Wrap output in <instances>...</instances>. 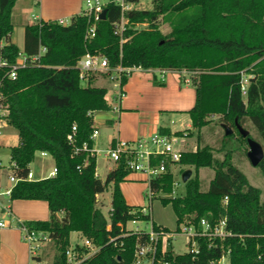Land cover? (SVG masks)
I'll return each mask as SVG.
<instances>
[{
	"label": "trees",
	"instance_id": "obj_1",
	"mask_svg": "<svg viewBox=\"0 0 264 264\" xmlns=\"http://www.w3.org/2000/svg\"><path fill=\"white\" fill-rule=\"evenodd\" d=\"M16 2L0 0V59L8 65L15 64L21 52L10 39ZM138 2L126 0L129 4ZM103 10L102 20L82 13L72 17L67 26L54 21L26 25L22 53L30 59L39 55L41 48L45 52L38 61L19 69L15 80L8 78L9 68H0V91L9 110L7 125L18 135V144L9 151L15 174L26 176L29 164L40 152L51 156L56 169L54 177L19 182L10 193L11 201L47 204L48 220L23 223L28 230L51 239L58 251L51 264H66L64 251L70 245L71 233H79L99 249L81 264H133L136 245L148 239L144 233L125 231L130 221H150L142 209L126 204L119 188L130 174L125 158L104 181L96 176L95 156L91 155V135L96 131L93 114L110 112L112 106L107 89L93 85V74L85 84L79 79L77 64L86 54L105 57L110 69L191 74L195 90L194 106L187 112L191 128L199 131L214 115L219 116L220 124L237 132L238 127L247 130L251 123L262 143L263 159L257 167L264 176V0H152L151 10H122L112 3ZM121 18L126 24L118 35L115 25ZM91 24L95 25V35L85 39ZM163 24L170 27L167 34L160 31ZM140 25L146 28L139 30ZM129 74L120 76V87ZM158 132L171 135L164 128ZM173 135L183 137L184 133ZM239 136L247 146L246 139ZM163 159L154 157L150 164L158 165ZM165 161L166 172L148 184L150 199L172 193V163ZM174 164L193 167L196 172L184 183L182 197L159 198L164 206L171 205L176 231L181 224L199 230L201 219L211 224L225 219L231 236L196 238L198 254L173 255L169 248L161 255L159 250L153 264H220L223 257L225 264H264L261 190L251 186L232 165L230 154L220 161L211 148L204 146L183 152ZM199 168L214 171L206 192L200 190ZM109 185L112 190L107 219L96 204L97 196ZM31 258L41 261L40 257Z\"/></svg>",
	"mask_w": 264,
	"mask_h": 264
},
{
	"label": "rangeland",
	"instance_id": "obj_2",
	"mask_svg": "<svg viewBox=\"0 0 264 264\" xmlns=\"http://www.w3.org/2000/svg\"><path fill=\"white\" fill-rule=\"evenodd\" d=\"M36 0H19L18 5L19 8H25L27 11V22L32 21V17L30 16L31 8L34 7L32 5ZM33 6V7H32ZM127 7V5H126ZM137 10H151L152 9V0H139V3L134 6ZM31 9V10H30ZM13 31H12V39L18 45H22L24 33L23 27L17 21V19L13 20ZM70 23V20H66L64 22V26H67ZM146 26L140 25L138 29H145ZM160 31L163 34H167L170 31V27L167 24H163L160 27ZM105 74V75H104ZM107 73H95L93 74L94 82L93 85L96 87H104L108 91L107 100L109 103L113 100L116 93L118 94V88L116 86L117 81L111 76L114 73L109 71ZM135 74V73H133ZM132 74V75H133ZM158 74V73H156ZM170 74H174L170 72ZM188 73H183L181 75L180 86H185L184 79L190 78ZM129 76V75H128ZM165 80V79H164ZM165 81H161L159 74L153 79V85L155 87H163ZM85 84V82L83 83ZM194 89V85L192 80L190 79L189 84L187 85ZM113 93V94H112ZM112 95V97H111ZM116 103V101H115ZM117 104V103H116ZM100 115H109L114 116L113 113L107 112H99ZM118 113H116V118ZM189 116L183 114L182 116H178L173 121V125L171 127L178 131L184 130L188 125ZM210 122L199 131L194 130L191 128L192 132H189L188 135L184 136V139L178 140V148L185 151H194L197 148H201L207 146L212 149L214 158L217 160H223L224 156L228 153L231 157V163L234 167H236L248 180V183L261 190V198L260 202L261 205H264V176L261 174L259 168L257 166H253L248 157L247 151L248 146L245 145L244 141L240 138L237 131H233L231 135H225L223 128L221 127L219 117L218 116H211ZM107 127L101 126L100 129V136L103 137L108 134L106 130ZM247 131L254 141L261 143L260 136L254 126L249 123L247 125ZM113 130H109L111 134ZM18 144V135L17 131L10 127L5 126V128L0 133V162L5 166V169L2 171L4 175L10 173L9 167V151L11 147H14ZM97 153H96V168H97V175L99 179L104 181L106 177V173L114 167V163L109 160H105L104 158V145L97 146ZM29 168L32 173L35 175V179H39L41 177H46L49 172H51L54 168V164L52 161L51 156L42 157L39 153H36L34 156L33 161L29 164ZM170 170L173 174V189L172 193L169 195H157L159 198H176L182 197L185 192L184 183L181 181L182 172L184 171H191L190 178L194 177L195 170L193 167H183L177 164H172L170 166ZM133 177L132 179L126 180L124 183H120L119 188L125 198L127 204L134 208L145 209L147 214L150 216V222H138L136 224L129 223L127 228L134 230L138 228L139 230L143 231H150L151 225L154 224L158 227L165 228L169 230V232L173 233V239L170 242L171 248L173 253L175 254H183L187 251L186 246V237L184 234L179 232V229L182 228L181 225L176 224V217L171 208V205L164 206L161 203L159 198L150 199V191L148 187V182L146 177L142 172L130 173ZM214 171L211 168H199L198 169V177L200 180V190L202 192H206L209 187V182L213 178ZM111 190L112 185H109L105 192L97 197V204L96 207L101 210L104 216L108 219L109 217V210H110V202H111ZM3 202L6 204H12L14 201H11L8 197L2 198ZM23 208L22 204H18ZM11 209V208H10ZM25 209V208H23ZM11 211V219L7 220L11 222V226L8 230L15 231L16 239L20 243V246L14 247V245L4 246V249L8 252V255H25L26 257V264H51L54 256L57 254L54 248L53 243L46 244L42 246L40 251L36 252V256L40 257V262L36 259H32L31 257H36L31 254L28 245L23 240L24 232L18 227L15 220L17 217L16 213L13 209ZM8 219V218H7ZM13 222V223H12ZM22 222V221H20ZM24 222V221H23ZM1 233V232H0ZM83 237L79 233H71L70 235V244L82 243ZM23 247V248H21ZM226 258L223 259L222 263H226Z\"/></svg>",
	"mask_w": 264,
	"mask_h": 264
},
{
	"label": "built area",
	"instance_id": "obj_3",
	"mask_svg": "<svg viewBox=\"0 0 264 264\" xmlns=\"http://www.w3.org/2000/svg\"><path fill=\"white\" fill-rule=\"evenodd\" d=\"M115 4L119 5L122 10L128 9V4L126 0H85V15H93L94 19H99L100 13L103 11V8L107 4ZM127 5V7H126ZM64 22L59 20L57 23L59 25L64 26ZM126 21L121 18L120 22L115 25V33L121 35L124 31ZM95 35V25L91 24L85 35V39L93 38ZM45 52L44 48H41L39 51V55L34 56L32 58H27L22 52L18 54L15 64L8 65L6 61L0 59V68H9L7 73L8 78L11 80H15L17 77V71L22 68H26L31 63L38 61L40 55ZM77 69L79 71V79L82 82H85L87 77L91 74L95 73H114L111 78H114L117 81L118 95L117 98L121 97L120 92V76L123 73H129L130 69H123L121 67L110 69L108 67V63L105 57L99 55H89L86 54L81 58V60L77 64ZM161 80L163 78L161 77ZM187 81V80H186ZM1 87V83H0ZM9 114L8 105L3 104V95L0 91V133L7 126V117ZM74 131L75 128L73 127ZM97 136V131H94L91 135V139L94 140ZM180 137H176L174 135L166 136L161 135L159 132L154 133L147 139H139L134 142H126L121 140H116L112 146V148L106 150L104 152L106 159L112 161L117 164L118 161L124 157L126 160V168L130 171V173L142 172L147 176L148 183L154 177H157L166 172V161L168 159L170 163L174 164L179 162L181 159L182 153L184 152L182 149L178 148V140ZM68 140L71 141V136H68ZM83 149H86V144L83 145ZM41 156H48L45 152L39 153ZM95 153L91 150V155ZM157 156H162L163 159L160 161L158 165H151V159ZM5 169V166L0 162V232L4 229L9 228L11 225L7 221L9 218L11 219V211L8 204L4 203L2 198L8 197L10 198V193L13 187L19 182H30L40 179H46L50 177H54L56 174V169L53 168L51 172L46 177H41L39 179H35L32 171L29 169V172L26 176H17L15 174L16 166L9 160L10 173L4 175L2 171ZM151 195V194H150ZM226 198L223 201L225 204ZM110 211V210H109ZM142 213L146 214L145 209H142ZM8 218V219H7ZM139 221H130L125 225V231L127 234H136L140 235L144 233L147 235V242L144 244L138 243L136 245L135 252V261L133 264H153L156 259V254L160 250V254H165L168 249L172 251L171 241L174 238L173 233L166 232L162 228L158 230H154L152 225L150 231L146 232L143 230H139L135 228L134 230L128 229L127 226L129 223L136 224ZM150 222V221H149ZM148 222V223H149ZM18 227L24 232L23 240L27 243L28 248L32 255L36 256V252L40 251L42 246L53 243L51 239L42 232L30 231L24 225L23 222L17 223ZM179 232L185 235L187 241V251L185 253L198 254L199 249L197 245L196 238H208V239H223L225 237H230L231 233L226 230L225 219L219 220L217 223L211 224L205 219H201L199 222V230L196 229L193 225L187 226L185 224H181ZM109 229V226L107 227ZM112 241V240H111ZM55 248V247H54ZM99 249L94 246L89 240L83 238L82 243H76L73 245H69L64 251L65 263L66 264H81L83 261L93 256ZM58 253V251L55 249ZM173 252V251H172ZM173 255H177L173 253ZM38 257V256H36ZM223 257L220 260V264L222 263ZM162 264H168L164 262Z\"/></svg>",
	"mask_w": 264,
	"mask_h": 264
},
{
	"label": "crops",
	"instance_id": "obj_4",
	"mask_svg": "<svg viewBox=\"0 0 264 264\" xmlns=\"http://www.w3.org/2000/svg\"><path fill=\"white\" fill-rule=\"evenodd\" d=\"M18 2L19 0H17L12 11V22L17 19L23 27V33L26 25L33 24L37 21H69L72 17L84 13L86 9L85 0H36L32 4L34 5V7L32 6L33 8H31L32 10L30 9L32 21L27 22L26 7L19 8ZM138 3L128 4V9H135L134 6ZM10 39L22 52L24 37L21 46H18L14 42L12 35ZM170 72L174 74H170ZM129 73L126 83L120 89L121 97L117 98L118 94L116 93L113 100L110 102L112 111L107 113H113L114 116L100 115L99 112L93 114L97 131V136L93 140L92 147L95 153V161L98 145H104L105 152L112 148L116 140L134 142L139 139H147L158 132L160 128L169 130L171 135L175 132H183L184 136H186L189 132H192L190 119H188V125L184 130L176 131L171 127V125H173L172 120L183 114L186 115L195 103V90L187 86L192 77L189 75V79H184L185 86H180L181 75L188 72L130 69ZM156 73L159 74L160 78H163V80H161L162 82L165 81L163 87H155L153 85V79L155 80L158 75ZM116 113H118L117 118ZM101 126L107 127L106 130L108 131V134L103 137L100 136ZM110 129L113 130L111 134L109 133ZM183 137L180 138L184 139ZM103 155L105 160H108L105 154ZM115 166L116 164L114 163V167L109 169L106 175L113 170ZM33 176L35 175L33 174ZM96 176L99 178L97 175V168ZM144 176L147 179V176ZM130 177L133 176L128 175L126 179H132ZM18 204H22L25 209L21 208ZM9 207L14 210L18 217L15 220L16 224L20 221H46L49 219L50 215L47 204L43 201L16 200L10 204ZM58 216L60 217V215ZM9 223L11 225V222ZM9 228L4 229L0 233V264H26L27 262L24 254L12 256L8 255V252L4 249L6 244L9 246L14 245L15 248L20 246V243L16 239L15 231L8 230Z\"/></svg>",
	"mask_w": 264,
	"mask_h": 264
},
{
	"label": "water",
	"instance_id": "obj_5",
	"mask_svg": "<svg viewBox=\"0 0 264 264\" xmlns=\"http://www.w3.org/2000/svg\"><path fill=\"white\" fill-rule=\"evenodd\" d=\"M105 16V10H103L100 15H99V19H104ZM221 127L223 128L225 135H231L233 133V130L231 128H229L228 126L221 124ZM238 132L239 134L246 139L247 142V146H248V151H247V157L250 161V163L253 166H258L259 163L261 162V160L263 159V149L262 146L257 143L256 141H254L253 139H251L250 137H248L249 133L247 130L242 129L241 127H238ZM191 176V171L187 170L184 171V173L182 174L181 177V181L183 183H186L188 181V179Z\"/></svg>",
	"mask_w": 264,
	"mask_h": 264
}]
</instances>
